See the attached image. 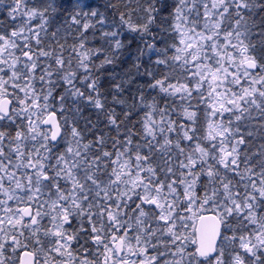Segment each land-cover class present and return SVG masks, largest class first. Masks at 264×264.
<instances>
[{
	"label": "snow or ice",
	"instance_id": "6c2138e0",
	"mask_svg": "<svg viewBox=\"0 0 264 264\" xmlns=\"http://www.w3.org/2000/svg\"><path fill=\"white\" fill-rule=\"evenodd\" d=\"M0 264H264V0H0Z\"/></svg>",
	"mask_w": 264,
	"mask_h": 264
}]
</instances>
